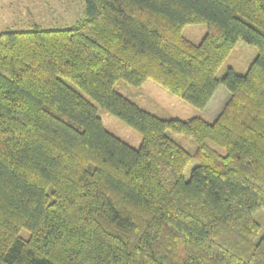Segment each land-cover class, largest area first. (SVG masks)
<instances>
[{
  "label": "trees",
  "instance_id": "obj_1",
  "mask_svg": "<svg viewBox=\"0 0 264 264\" xmlns=\"http://www.w3.org/2000/svg\"><path fill=\"white\" fill-rule=\"evenodd\" d=\"M83 1L69 27L0 32V264H264V0ZM240 39L256 56L217 77ZM147 79L199 109L229 95L214 119L162 118L114 89Z\"/></svg>",
  "mask_w": 264,
  "mask_h": 264
},
{
  "label": "rangeland",
  "instance_id": "obj_2",
  "mask_svg": "<svg viewBox=\"0 0 264 264\" xmlns=\"http://www.w3.org/2000/svg\"><path fill=\"white\" fill-rule=\"evenodd\" d=\"M84 7L83 0H0V32L8 29H31L35 25L42 28L69 27L84 16ZM205 32L206 25L204 23H188L182 28L183 35L193 42L200 41ZM256 53L257 48L254 45L242 39L238 40L219 67L216 76H222L228 68H232L237 74H244ZM64 81L96 106L97 114L108 131L133 147L137 148L140 145L141 135L136 130L94 102L75 84L67 79ZM114 89L133 100L140 107L159 117H175L182 120L193 116L204 117L217 112L218 107L224 100V91H227L224 85H220L210 98L211 101H208L209 104L207 103L204 108L199 109L150 79L145 80L137 87L128 84L124 80H117L114 83ZM167 134L189 153H194L196 142L193 138L172 131H167ZM206 142L211 147L222 151L213 142L209 140H206ZM197 164L198 161L195 157L189 160L182 173L184 179L189 178L192 168ZM253 217L260 225L254 237V240L257 241L264 232V210H256ZM24 233L26 234V232Z\"/></svg>",
  "mask_w": 264,
  "mask_h": 264
},
{
  "label": "crops",
  "instance_id": "obj_3",
  "mask_svg": "<svg viewBox=\"0 0 264 264\" xmlns=\"http://www.w3.org/2000/svg\"><path fill=\"white\" fill-rule=\"evenodd\" d=\"M218 88H219V86H218ZM218 88L216 89V91L218 90ZM221 90H223V89H221ZM228 95H229L228 91H224V97H223L224 100L222 101V104H220V106L218 107V111L215 112V113H213L212 115H207V116H204V117H206V118L209 119V120L214 119V118L216 117V115L219 113V111L221 110V108L223 107L225 101H226L227 98H228ZM210 101H211V100H210ZM208 104H209V103H208ZM207 106H208V105H207Z\"/></svg>",
  "mask_w": 264,
  "mask_h": 264
}]
</instances>
